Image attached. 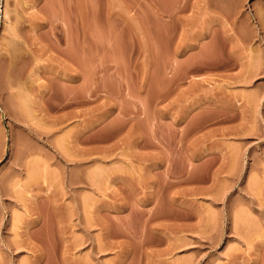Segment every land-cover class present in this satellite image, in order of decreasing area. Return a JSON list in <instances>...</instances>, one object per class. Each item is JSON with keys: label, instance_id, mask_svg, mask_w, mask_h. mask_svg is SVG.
Instances as JSON below:
<instances>
[{"label": "rangeland", "instance_id": "obj_1", "mask_svg": "<svg viewBox=\"0 0 264 264\" xmlns=\"http://www.w3.org/2000/svg\"><path fill=\"white\" fill-rule=\"evenodd\" d=\"M0 264H264V0H0Z\"/></svg>", "mask_w": 264, "mask_h": 264}]
</instances>
